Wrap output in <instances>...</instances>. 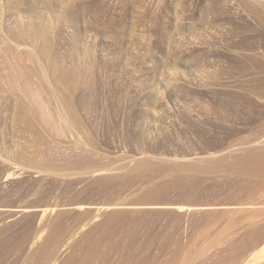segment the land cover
I'll list each match as a JSON object with an SVG mask.
<instances>
[{"label": "rangeland", "instance_id": "rangeland-1", "mask_svg": "<svg viewBox=\"0 0 264 264\" xmlns=\"http://www.w3.org/2000/svg\"><path fill=\"white\" fill-rule=\"evenodd\" d=\"M263 246L264 0H0V264Z\"/></svg>", "mask_w": 264, "mask_h": 264}, {"label": "bare ground", "instance_id": "bare-ground-1", "mask_svg": "<svg viewBox=\"0 0 264 264\" xmlns=\"http://www.w3.org/2000/svg\"><path fill=\"white\" fill-rule=\"evenodd\" d=\"M9 175H10V174H9ZM261 247H262V246H261ZM263 248H264V246H263ZM259 251H262V249L259 250ZM254 252H255V251H254ZM258 254H262V252H261V253H258ZM254 255H256V254H253V256H254ZM259 256H260V255H259ZM263 256H264V255H263ZM257 258H259V257L256 256V257H255V260H257ZM252 259H253V263H254V262H255V261H254V258H252ZM248 261L250 262V261H252V260H250V258H249ZM260 262H262V261H260ZM260 262H259V263H260ZM263 262H264V261H263ZM245 264H247V263H245Z\"/></svg>", "mask_w": 264, "mask_h": 264}]
</instances>
